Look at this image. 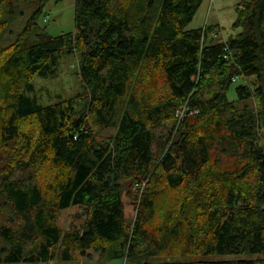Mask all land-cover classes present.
Returning a JSON list of instances; mask_svg holds the SVG:
<instances>
[{"label": "trees", "instance_id": "trees-1", "mask_svg": "<svg viewBox=\"0 0 264 264\" xmlns=\"http://www.w3.org/2000/svg\"><path fill=\"white\" fill-rule=\"evenodd\" d=\"M50 1L0 46V264H264V0L224 42L187 28L203 0H73L26 47ZM62 53L82 91L41 105Z\"/></svg>", "mask_w": 264, "mask_h": 264}, {"label": "rangeland", "instance_id": "rangeland-1", "mask_svg": "<svg viewBox=\"0 0 264 264\" xmlns=\"http://www.w3.org/2000/svg\"><path fill=\"white\" fill-rule=\"evenodd\" d=\"M238 0H203L188 29L204 28L205 26L218 25L219 28L209 34L215 42H224L237 31H233L232 24L236 18V7ZM37 8L36 0H29L17 3L13 15L4 14L2 21L7 23L6 30L0 33V46L7 47L15 43L18 35L25 28L26 23ZM44 31L50 37L68 35L73 31V0L61 2L50 1L46 4L42 13L36 20V25L26 36L25 46L28 47L37 40V35ZM215 34V35H214ZM78 69V58L73 54L62 53L57 59L55 73L45 77H36L33 80L34 91L28 96L34 98L41 105L55 103L58 99L74 97L81 93V85L75 74ZM233 96H231L232 98ZM114 132L110 129L104 133L108 136ZM260 143H264V130L260 131ZM125 214L133 218L135 205L124 199ZM244 256L210 257L206 260H240L248 259ZM254 259H264L262 256H252ZM74 264H95V263H74ZM109 264H124V261H112Z\"/></svg>", "mask_w": 264, "mask_h": 264}, {"label": "built area", "instance_id": "built-area-1", "mask_svg": "<svg viewBox=\"0 0 264 264\" xmlns=\"http://www.w3.org/2000/svg\"><path fill=\"white\" fill-rule=\"evenodd\" d=\"M184 114H182V113H180V115H179V117H180V119H183L184 118Z\"/></svg>", "mask_w": 264, "mask_h": 264}]
</instances>
